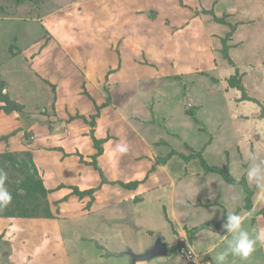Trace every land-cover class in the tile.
I'll return each instance as SVG.
<instances>
[{
	"label": "rangeland",
	"instance_id": "obj_1",
	"mask_svg": "<svg viewBox=\"0 0 264 264\" xmlns=\"http://www.w3.org/2000/svg\"><path fill=\"white\" fill-rule=\"evenodd\" d=\"M83 1L0 0V78L8 82L13 100L28 97L29 107L50 105L47 109L55 115L38 119L59 124L54 116L62 118L60 125L66 135L60 140L68 145L74 141L81 154L72 155L84 162H92L90 154L95 149L87 148L90 137H81L89 134L91 127L82 120L77 123V119L71 130L68 123L77 113L90 120L91 115L98 113L97 107L107 104L101 107L92 130L97 139L116 142L109 143L108 156L101 164L109 163L112 144L116 146L122 141L128 151L117 153L120 164V171L114 168L117 181L125 184L132 178L145 180L147 175L154 174L156 178H164V182L168 179L169 194L174 196L179 209L176 216L180 219V223L175 218L167 223L168 235L186 233L190 242L184 247L195 253L198 264H210L203 254L208 250L207 244L219 243L216 252H210L215 257L226 247L229 237L222 242V233L207 227L197 229L190 238L189 224L201 228L206 225L198 222L202 216L218 215L220 220L224 217L222 228L227 213L235 211L249 213L245 221L249 230L261 229L257 227L261 221L264 225V190L249 184L245 176L249 154L264 156V126L258 121L261 110H257L264 102V0H92L88 4ZM74 12L77 16L89 14L90 20L80 17L73 23L69 19ZM222 17V23L215 21ZM86 24L93 28H87ZM12 44L21 51L17 56H12ZM25 50L28 57L22 55ZM227 50L239 71L245 73L243 81L258 103L242 101L239 92L230 86L229 78L236 69L224 57ZM56 87L59 94L54 93ZM191 108L201 120L199 123L189 115ZM33 111L29 113L31 120L38 115ZM23 120L20 114L8 115L0 110V154L31 152L37 167L59 172L54 176L39 171L46 188L82 182L70 177L78 173H72L77 161H70L75 167L72 169L64 163L60 169L55 167L61 160L60 154L49 151V145L37 139V134H44L37 118L30 125ZM199 152L213 167L229 170L232 177L244 180L253 192L251 210L245 209L243 185L229 184L222 173L210 172L208 165V170L204 168L200 159L187 161L182 157ZM136 161L140 164L137 168ZM80 167L76 169L80 171L83 165ZM83 168L89 170L85 178L92 188L114 192L120 187L117 181L111 185L110 181L104 183L91 165ZM102 171L106 176L108 170ZM20 183L18 173H8L9 190ZM155 185L150 189H160ZM142 186L146 191L139 189L133 194L139 192L137 198L147 196L145 200L141 196L143 208L136 206L137 217L146 222L131 220L123 232L135 252L144 250L140 245L145 239L151 244L149 231L160 228L157 209L158 215H163V210L159 212L163 206L152 200L149 187ZM225 192L230 194L229 199H222ZM84 199L64 188L57 196L47 198L51 219L0 217V264H100L96 245L87 254L90 241L82 237L89 238L92 231L104 232L105 224L97 215L100 212L93 213V209L102 207L103 199H97V195ZM41 204L39 216L46 210ZM192 206L197 209H190ZM105 211L101 213L108 217L113 209ZM222 232L227 235L223 228ZM108 243L107 250L122 248ZM180 250L175 251L181 264H197L184 261ZM170 257L141 264H165V261L178 264L176 255ZM114 260L105 263L113 264ZM232 260L234 264H257L262 259L251 256L240 260L230 256L228 264Z\"/></svg>",
	"mask_w": 264,
	"mask_h": 264
},
{
	"label": "crops",
	"instance_id": "obj_2",
	"mask_svg": "<svg viewBox=\"0 0 264 264\" xmlns=\"http://www.w3.org/2000/svg\"><path fill=\"white\" fill-rule=\"evenodd\" d=\"M83 2H85V3L88 4V3L92 2V0H84ZM80 17H82L83 19L85 17L87 20H90L89 14H87L85 16H77V13L76 12H74V15H72L69 20L73 21V23H74V21H76V19H79ZM74 25H78V26L81 27V24H74ZM85 26L87 28H93V26L92 25H89V24H86ZM61 50L64 51L65 53L67 52V51H65L66 50L65 48L64 49L62 48V46H61ZM22 55L28 57L26 55V50H25V52H22ZM46 83H44V84H46ZM56 84L58 85V82ZM9 91H10V88H9ZM59 92H60V89L58 90V88L54 91L55 94H57V93L59 94ZM5 93H7L6 90H5ZM18 101L20 103L23 102L22 104H26V102H29L28 97H26L25 100L19 98ZM48 106H50V105H48ZM48 106H46V107H48ZM31 108H33V107H31ZM53 114L55 115V112L54 113L51 112L49 115L53 116ZM46 116H48V115H46ZM54 117L57 118L59 124H53V123L50 122L51 125L42 126L44 128L43 129L44 132H51V133L48 134V135H45V134L39 135L38 134L37 135V139H39L41 142H44L45 144H48L49 145V147H48L49 148V151L51 150V152L59 153L60 154V159L61 160H60V162L58 164H56L55 167H59V169H60L62 163H64V165L66 166V168H68V167H69V169L75 168L70 163V161H74V162L77 161L76 168L77 167L78 168H81L80 166H82V165H83V167L84 166H88L87 163L81 162L80 158L78 160H76L74 158V155H72V154H78L77 152L80 153L79 149H77L75 147L76 143L74 141L70 145H68L64 141H62L63 140V135L64 134L66 135V133L63 134V131H62L63 126L60 125L63 120H62V118H58L57 115L54 116ZM60 120H62V121H60ZM75 120H77V119H75ZM75 120L69 121V123H68V124H70V127L69 128L71 130L74 129L72 127V123ZM77 123H79V119H78ZM50 128H51V130H50ZM88 131L90 132L91 130L89 129ZM70 133H71V131H70ZM75 133L76 132H74L72 134V137L73 138H75V135H74ZM68 137H69V134H68ZM81 137H90V136H89V134H87V135H83ZM60 139H62V140H60ZM112 142H116V141H107V143H105L103 155L98 158L99 166H100V164L104 160H106V157L108 156V153H109L108 148H109V146H111V144H109V143H112ZM118 143H121L122 144V141L121 142H118ZM90 144H91V146H90ZM86 145H87V148H91L92 147L94 149V143H93L92 140H91V142L87 143ZM112 145H113V147L110 150L111 156L109 157V160H108L109 163L101 164V166H100L101 169L102 168H106L108 170L107 175L105 174L106 177H107V179H108V182L110 181L108 185H111L113 182H116L117 181L116 180L117 178H115V177H117L116 174H115V171H117V170H115V169H119L118 167H120V164L118 163L119 158L117 157V153L118 152L116 151V146H115V144H112ZM64 150H65V153L61 154L60 152L61 151H64ZM90 153H88V154H90ZM95 153H96V150L94 149V151H92V153L90 155L93 156ZM86 162H89V161H86ZM136 162H135V165L134 166L137 168L140 164H139V161H136ZM162 165H164V164H162ZM83 167H82V169H84ZM38 168H39V170L41 172H48V174H51V175H54V176H55V173H57V174L59 173V172L54 171L53 168H52L53 171L52 170H50V171L44 170L40 165L38 166ZM76 168L72 171V173H76L78 171L77 175L74 176V175L71 174L70 177L72 178V180H77V181H82V182H79V183H76V184L75 183L74 184H67V185L61 184V186L59 188H54L53 189V187L52 188H49L48 187L47 189L54 190V192L51 193L49 195V197L57 196V193L60 192V191H62L64 188H70L71 189V193H73L74 195H76L74 193V188H78L81 191L89 190V189H95V192H94V194L92 196L95 197V195H97V199L98 198H102L103 199V201H102V203H103L102 207H96L97 205H94V207H96V208L93 209L94 210L93 213L100 212V213H97V215H99V217H100L99 218V221H103L104 224H105V226H104V232L103 233H100L98 231H96V232H93L92 231V233H90V235H89L90 236L89 238H87L85 236L82 237L83 240L86 239V240H89L90 241V243H89L90 246H86L87 249H88L86 251L87 254H88V252H91L90 249L93 250V246L95 244L96 246H94V247L95 248L96 247L98 248V250L96 248L95 253L97 254V258H98L100 264L110 263V261L112 259H115L114 262H113V264H116V263H118V264H123V263L124 264H141V263H147V262L150 263V262L155 261L157 259L162 260V259H166L167 258V260H170V258H171L170 256L172 254L176 255V257L179 258L178 264H181L182 261L180 260V257L178 256L177 251H174L175 250L174 248L177 247L180 242H183V243L185 242L186 243V242H190V241L187 240L188 239L187 238V235L185 237V234L186 233L183 234V231H179L178 232V233H180V235H178V234H176V235L170 234V236H169L168 235V231L166 230L167 223L168 222H173L174 221L173 218H175L177 220V222L180 223L179 216H176V214H178V210H179L178 208H176L177 207V205H176L177 203H176V201L174 199V196L172 197L170 195L171 193L169 194V192H171V188H170V186L168 184L169 183V180L168 179L165 180V182H164V178H162V179L156 178L155 174L154 175H149V176L147 175L146 178H145V181L146 182L145 183L143 182V184L141 183L138 186V188L135 189V190H129V189H126L125 190L124 188H121V185H119L120 187L119 188H115L114 189V192H109V191H103L104 188L103 189L101 188V190H100L99 187H95L94 186V188H92L90 185H87V181H86V178H85L86 177L85 172H88L89 170H82L81 169L79 171ZM133 169L134 168H132V170ZM112 170H114V173H113ZM119 171H120V169H119ZM95 172H97V171L95 170ZM116 173H118V172H116ZM109 175L111 176V179L108 178ZM130 175H132V174H130ZM138 179L139 178H136V179H133L132 178L131 181H142V180H144V178L141 179V180L140 179L138 180ZM117 182H120V181H117ZM147 183H149V184H147ZM158 183L161 184V185H159ZM81 184H83V185H81ZM155 184H157V186L160 188L157 191H153L154 189L153 190L150 189V187H153ZM142 185H145L146 188L149 187V189H147V190H149V192L152 193L151 196L154 197V198L151 197L152 200L153 201L160 202V205L163 206L162 209H159V212H161L163 210V215H161V216L162 217L164 216V219L161 220L162 217H160L158 215V209H157V212H155V215L158 218L157 219L158 220V227H160V228L158 230L154 229V230L149 231V233H152L151 237L153 238L152 241H151V244L148 241V239H145L144 242H142L141 245H140V246H143L144 247V250L135 252L133 250V248L130 247V244H127V242H126L127 241V237L125 235H123V232H124L125 228L128 227L127 225L131 223L130 222L131 220L136 221V223H138V222L139 223L146 222V219H142L140 217L139 218L137 217V215H136L137 214L136 213V210H137L136 206L137 205H141V202L143 201V198L142 197H144V200H145L147 196L145 197L144 195H141L142 197L140 196V198H137L135 196H137V194L139 192L136 195L133 194L136 191L142 190L143 189L142 188L143 187ZM120 189H121V192H120ZM143 190L146 191L145 188ZM101 192H102V194H101ZM124 192H127V193L129 192L131 194L128 195L126 193L128 195V198H126L127 196H125L126 194ZM145 194H148V193H145ZM166 194H169L168 197L166 196ZM114 195L116 196V199H114ZM76 196L78 197V199H84V198L89 197V196H85L84 198H80L78 195H76ZM239 196H240V193H238V197ZM111 197L113 199L112 202H114V203L110 202ZM164 197H166V198H164ZM185 197L186 196L184 195V198ZM228 197H230V194L227 193V192H225V194L222 196V199H224V200L229 199ZM231 198H233V197L231 196ZM136 199L139 200V201H136ZM88 200H89V202L91 201L90 198H88ZM89 202L87 204L88 206H89ZM96 204H98V203L96 202ZM126 204H127V206H125ZM141 206H142V208L144 207L143 205H141ZM165 207H168V208L166 210H164ZM195 207L196 206H192L190 209H197ZM213 207H217V206H214L213 205ZM110 208L113 209V211H111L110 214H109L110 216L106 217L105 215H102V213L104 214L106 212L105 210H109ZM166 215H170V218L168 220L166 218ZM202 217H203L202 220L201 221H198L199 224H202V225L206 224L205 226H208V224L209 225L210 224H213L216 233L217 234L218 233H222V235H223V237L221 238L222 242H224V240H226L228 238V236L227 235L225 236L224 235V232H222V228L221 227H218L217 228L216 225H215V223H217V224L219 223L220 224L221 223V220L224 217H222L221 220L218 219L219 218L218 215H215V216H212V217L210 216L211 218H207V217H204V216H202ZM137 218H138V220H136ZM203 222H204V224H203ZM92 225H94V224H92ZM196 226H198V225L189 224V229L188 230L190 232V237H191V232H193L194 229H196ZM205 226H203V227L201 226V228L198 227V231H199V229H203V228L205 229V228H207ZM257 227H261V229H264L263 228L264 225H263L262 221L258 223ZM147 234H148V231H147ZM159 235L165 237V239H166V243L168 245V252H169V254H168L167 257H158V258L151 259L150 261H142V262H140V261L139 262L138 261L135 262L134 261L133 262L132 258L130 256L126 255L127 248L131 249L136 254H144L146 251H148L151 247L154 246V243L156 241V238ZM84 242H87V241H84ZM107 243L109 245H111V246L122 245V248L120 247V249H118V251L107 250L106 249V246H105ZM207 246H208L207 247L208 250L206 252H203V254H206L208 256V260H205V262L212 264V261H213L216 264L215 259H214V257L211 256V253L210 252L212 250L216 252V250L219 247V243H217V242H215L214 244H209L208 243ZM100 249H102V250H100ZM97 251H100V252L97 253ZM252 256H254V258L262 259V260H258V263L257 264H264V245H258L257 246V250L253 253ZM234 261L235 260H232V264H234ZM105 262H107V263H105ZM165 262H166L165 264H174V262H171V263L168 262V261H165Z\"/></svg>",
	"mask_w": 264,
	"mask_h": 264
},
{
	"label": "trees",
	"instance_id": "obj_3",
	"mask_svg": "<svg viewBox=\"0 0 264 264\" xmlns=\"http://www.w3.org/2000/svg\"><path fill=\"white\" fill-rule=\"evenodd\" d=\"M17 1L21 3L23 0H17ZM228 8L232 9V6H230L229 4ZM218 20H220V22L222 23L224 21V18L223 17L220 19L215 18V21L218 22ZM231 34L232 33L229 32V36ZM14 47L15 46H13L12 44L11 46L12 56H17L19 53H21V51L18 49L16 50V48L14 49ZM224 57L226 58L228 63L231 65V67H234L236 69L235 74L231 75L229 78L230 86L232 88H235L239 92L240 99L242 101L258 103L259 101L250 94V91L247 85L243 81L245 77V73H242L241 71H239L234 61L229 58L228 50L226 53H224ZM5 90L7 91V93H5ZM0 105H1L0 110L7 113L8 115L13 114V113L20 114L22 119H24L23 121L25 124H29V125L31 123L33 124L34 121H36L35 118H37V120L40 122V124H38L40 128L42 126L51 125L49 122L46 123L45 121L38 119V116H46L51 113V111L48 110L46 106L31 108V107H28L27 104H22L18 101L13 100L10 96L8 82L2 78H0ZM105 106H107V104L104 103V105H102L101 107L104 108ZM101 107L100 106L97 107L98 113L91 115L90 120H88L83 115H80L77 113L75 116H72L70 121H73L75 119H79V120L81 119L84 121V123H86L88 126L91 127L89 136L94 143V148L96 150V153L93 156H91L92 162H86V161L84 162L83 158H81L82 159L81 162L91 165L96 171L100 173V175L102 176L103 182L108 183V179L106 176H104L103 171L101 167L99 166V162H98V158L103 155L104 145L105 143H107V141L102 140V139H97L94 136L93 130H92V128L94 129L96 119L99 117ZM257 110H261L260 119H258V121L260 122L261 125L264 126V102H263V105L259 106V109ZM31 111L38 113V115L34 117L33 120H31V116L29 114ZM189 112H190L189 115H191L197 123L201 121L196 115V113L194 112L193 108H191ZM50 133L51 132H44L45 135H48ZM15 135L16 133L10 135L9 137H7V140H9L11 136H15ZM77 153L80 154L79 152ZM201 154L202 153L199 152L191 156H187V157L185 155H182V157L187 161L193 158L200 159L201 164L204 166V168L207 169L208 168L207 165H208L210 167L208 168L210 172L217 173V174L222 173V175L225 177L226 181L229 184L243 185V190L246 191L245 209L247 211L251 210L253 206V202L251 199L253 192L248 188V185L245 184L244 180L239 181L235 177H232L229 170L222 171V169L220 170L217 167H213L212 165L206 162V159L204 158L203 154L202 155ZM0 167H3L8 173L9 172L18 173L21 176V183L18 185H14L13 189L9 190L12 193L13 199L10 205H8L7 207L3 209H0V217L2 218L4 217L7 219L9 218L10 219L11 218L13 219H33V218L45 217V218L51 219L52 218V214L50 211L51 206L49 202H47V198L49 197L51 193L54 192V190L46 188L44 181L40 177V174H39L40 170L33 160V154L31 152H25L23 154L10 153V152L2 153L0 154ZM153 170L154 169L152 168V171ZM144 181L145 180L132 181V182L125 183V184L123 182H117V183H119L121 186L125 187L126 189L135 190ZM94 192H95V189L81 191L78 188H74V193L78 195L80 198H84L85 196H92ZM136 201H139V200L136 199ZM41 203L44 204V207L46 208V210L44 211L45 212L44 215L39 216L38 212H39L40 206H42ZM262 212L264 213V208ZM215 225L217 228L220 227V224L215 223ZM197 229L198 228L194 229V231L191 232V236L193 233L197 231ZM185 245H186L185 242L184 243L180 242L178 246L175 247L174 249L175 250L181 249Z\"/></svg>",
	"mask_w": 264,
	"mask_h": 264
},
{
	"label": "clouds",
	"instance_id": "obj_4",
	"mask_svg": "<svg viewBox=\"0 0 264 264\" xmlns=\"http://www.w3.org/2000/svg\"><path fill=\"white\" fill-rule=\"evenodd\" d=\"M116 151L125 154L128 151L127 144H117ZM247 182L264 190V156L257 153L249 154L248 166L245 169ZM8 172L0 167V209L11 204L13 196L7 186ZM214 198V197H210ZM238 197H233V200ZM214 214V212H213ZM249 213L228 212L222 228L229 237L226 247L218 251L214 257L216 264H228V258L238 257L240 260H248L257 250L258 245H264V229L249 230L245 227V221Z\"/></svg>",
	"mask_w": 264,
	"mask_h": 264
},
{
	"label": "water",
	"instance_id": "obj_5",
	"mask_svg": "<svg viewBox=\"0 0 264 264\" xmlns=\"http://www.w3.org/2000/svg\"><path fill=\"white\" fill-rule=\"evenodd\" d=\"M211 225V224H210ZM205 226V227H212L214 228V225L211 226ZM169 254L168 252V245L166 243V239L163 236H157L156 241L154 243V246L151 247L148 251H146L144 254H136L131 249L127 248L126 255H129L132 257V259L136 261H150L151 259L158 258V257H167Z\"/></svg>",
	"mask_w": 264,
	"mask_h": 264
},
{
	"label": "built area",
	"instance_id": "obj_6",
	"mask_svg": "<svg viewBox=\"0 0 264 264\" xmlns=\"http://www.w3.org/2000/svg\"><path fill=\"white\" fill-rule=\"evenodd\" d=\"M180 252L183 255V257L185 258V259H183L184 261L187 260L188 263H197L198 260L195 257V253L191 250H188L187 247L181 248Z\"/></svg>",
	"mask_w": 264,
	"mask_h": 264
}]
</instances>
